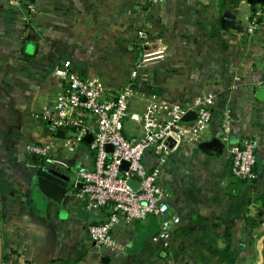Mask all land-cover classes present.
I'll return each mask as SVG.
<instances>
[{
    "label": "crops",
    "instance_id": "0c3cea01",
    "mask_svg": "<svg viewBox=\"0 0 264 264\" xmlns=\"http://www.w3.org/2000/svg\"><path fill=\"white\" fill-rule=\"evenodd\" d=\"M258 1L240 0L232 7L245 13L243 25L223 27L222 18L223 33L243 35ZM222 4L220 0L155 4L150 0H37L36 11L22 18L14 5L0 0V264H264V92L259 91L264 89V18L254 33L244 35L249 43L246 55H238L237 60L234 55L235 67H225L224 91L215 94L212 119L199 140L169 143L157 181L166 191L164 217L179 218L170 227L169 249L154 238L158 218L151 215L115 226L114 249L94 245L87 226L104 220L106 211L86 208L76 179L78 170L92 168V154L84 145L67 152L60 146L62 137L56 139L40 117L42 107L62 89L53 69L68 60L89 77L80 68L118 64L113 56H126L123 42L146 18L149 5H156L158 34L164 35L161 28L170 24L167 38L176 41L180 36L173 30L175 25L197 15L200 8L211 5L217 11ZM230 48L223 44L224 50ZM228 105L233 121L224 134L221 117ZM134 130L127 135L136 137ZM211 139L220 142L218 150L202 151L199 145ZM247 139L256 145L255 177L239 180L230 171V148ZM47 141L54 143L48 161L71 176L60 203L31 186L33 159L26 146ZM143 162L152 166V154L144 153Z\"/></svg>",
    "mask_w": 264,
    "mask_h": 264
},
{
    "label": "built area",
    "instance_id": "2783aa9c",
    "mask_svg": "<svg viewBox=\"0 0 264 264\" xmlns=\"http://www.w3.org/2000/svg\"><path fill=\"white\" fill-rule=\"evenodd\" d=\"M10 1L17 6L23 5L29 12L36 9L37 0ZM150 1L155 4L159 0ZM259 1L247 19L245 30L249 34L261 23L264 0ZM138 39L143 46L149 45L146 29L138 31ZM164 51L161 43H157L153 53L144 51L143 61L132 69L129 81L114 92L99 79L84 77L69 62H62L52 71V75L62 82V89L50 104L42 107L40 117L53 134L57 129L63 130L60 146L67 152H74L84 145L92 154V168L78 170L76 179L86 208L106 211L104 220L87 226L88 235L98 249H114L116 242L112 229L121 222L143 220L150 215L158 218L154 238L162 242L164 249H169L170 227L179 221L175 216L164 217L168 205L164 200L166 191L157 182L159 170L170 151L168 140L173 145L199 140L212 119L216 96L207 92L182 103L150 94L141 110L132 109L131 100L136 83L141 79L140 70L152 59L150 56L159 59ZM189 111L196 116L191 121H184L183 116ZM126 121L134 123L138 132L136 137L124 133ZM232 121L233 110L229 105L225 106L221 117L224 134L229 132ZM92 123L95 125L93 130ZM89 133L93 137L85 143L83 138ZM108 145L111 150L107 149ZM255 146L254 141L247 139L230 148V171L234 178L252 180L255 177ZM53 148L52 141L32 142L26 146V151L31 157L48 161ZM146 152L154 158L150 167L143 162ZM122 161L128 163L127 168L120 167ZM130 179L138 186L131 185Z\"/></svg>",
    "mask_w": 264,
    "mask_h": 264
},
{
    "label": "rangeland",
    "instance_id": "374dc122",
    "mask_svg": "<svg viewBox=\"0 0 264 264\" xmlns=\"http://www.w3.org/2000/svg\"><path fill=\"white\" fill-rule=\"evenodd\" d=\"M7 1L17 8L18 15L22 18L24 16L27 18L34 13L29 12L23 5L17 6L10 0ZM220 1H223L220 10L216 11L209 5L204 9L196 10L197 15L194 13L186 22H181L180 26L175 25L173 30H177L180 36V39L176 41L167 38L171 29L170 24L161 28L164 35L158 34L156 5H149L145 11L146 18L135 24L132 28V37L123 42V54L126 52V56L116 58L113 56V61L119 60L120 62L112 66L105 64L101 67H82L80 68L84 71L82 74L99 79L114 92L129 81L132 69L142 63L144 51L153 53L157 43L161 41L166 49L164 58L157 60L152 55L150 56L152 59L147 61L140 70L141 79L135 86V94L131 100L132 108H141L145 98L150 94L177 102L189 100L207 92L219 95L224 91V79L226 78L222 73L225 67L230 69L235 67L233 65L234 55H236L235 60L238 59V55H246L249 43L244 35H251L246 30L243 35L234 32V36H229L228 33H223L220 26L222 18L225 20V26L229 24L242 26L245 13L232 8L237 6L240 0ZM263 18L264 9L261 21ZM141 28L148 32L149 45L143 46L138 39V31ZM224 43L230 44L231 48L224 50ZM62 62L70 63L68 60ZM70 65L73 67L71 63ZM125 125V134L126 132L135 133L134 123L126 121ZM39 160L43 159L39 158Z\"/></svg>",
    "mask_w": 264,
    "mask_h": 264
},
{
    "label": "water",
    "instance_id": "95a60500",
    "mask_svg": "<svg viewBox=\"0 0 264 264\" xmlns=\"http://www.w3.org/2000/svg\"><path fill=\"white\" fill-rule=\"evenodd\" d=\"M225 24V22H223ZM227 26V25H226ZM228 26H232L229 24ZM259 91L264 92V89H260ZM195 113L193 111L187 112L183 116L184 121H191L195 118ZM56 137H63L64 133L62 129H57L55 131ZM93 137L92 133L86 135L83 140L85 143H89ZM173 143L171 140H168V144ZM220 142L217 139H211L210 141L202 142L199 145V148L205 152L215 153L220 147ZM108 150H111V146H107ZM34 163L30 169L31 176V186L32 188H37L38 191L45 197L60 203L66 194L71 176L64 173L61 170L56 169L50 161L47 160H39L38 157H32ZM128 163L126 161H122L120 167L125 169L127 168ZM134 187H137L138 184L130 179L128 181Z\"/></svg>",
    "mask_w": 264,
    "mask_h": 264
},
{
    "label": "trees",
    "instance_id": "16d2710c",
    "mask_svg": "<svg viewBox=\"0 0 264 264\" xmlns=\"http://www.w3.org/2000/svg\"><path fill=\"white\" fill-rule=\"evenodd\" d=\"M223 27H226V26H223ZM32 163H34V161Z\"/></svg>",
    "mask_w": 264,
    "mask_h": 264
}]
</instances>
